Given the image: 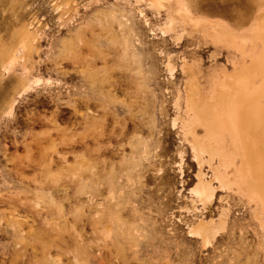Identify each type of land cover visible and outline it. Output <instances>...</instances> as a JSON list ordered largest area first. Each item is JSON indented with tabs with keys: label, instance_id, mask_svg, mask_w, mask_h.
Masks as SVG:
<instances>
[{
	"label": "snow or ice",
	"instance_id": "6c2138e0",
	"mask_svg": "<svg viewBox=\"0 0 264 264\" xmlns=\"http://www.w3.org/2000/svg\"><path fill=\"white\" fill-rule=\"evenodd\" d=\"M121 7L125 10L123 14L118 11ZM96 8L102 10L96 14L101 20L99 28L110 29L116 34L119 43H110H115L117 53L124 46L120 60H128L127 41L135 48L132 61L138 62L141 68L135 77L139 85L137 102L131 104L129 114L133 119H144L142 127L150 128L147 113L151 108H141V115L137 107H140V95L145 100L151 97L146 85L150 82L153 62L163 59L166 51L179 52L184 43L191 41L198 46L195 45L198 29L206 23L202 15L203 0H123L122 4L97 3ZM149 10L153 14L158 13L154 23L159 27H153L152 22L144 19ZM253 14L264 17V0L257 3L223 0L214 15L220 17L217 22L219 27L229 34H236L249 30L245 26ZM60 26L63 27V23ZM89 26L94 32L99 30L96 18ZM149 28L153 29L150 33ZM9 31L12 32L11 37L7 32L0 36L7 53L4 58L7 61L4 67L7 78L0 82V152L5 153L0 156V164L5 165L0 177L5 190L3 203L0 204L5 209L3 218H0V249L6 251L8 257L14 258H4L0 264H161L158 257L162 255L168 257L164 264H197L195 254L210 252L213 247H216L218 256L209 264H264V239L259 245H248L247 249L232 241L225 242L221 248L220 244L228 233L223 218L219 228H209L206 222L198 224L201 209L195 200L190 206L189 215L182 218L174 230L150 231L144 227L145 219L151 224L152 218H162L157 190L175 193L179 189L183 203L187 199L183 195L186 186L176 177L165 182L166 169H149L152 153L145 148L148 142L142 137L134 133L129 137L127 131H121L115 125L111 132L108 131L111 121L105 123L100 119V109L96 113L91 111L97 85L90 84L87 77L76 83L75 90L68 85L67 97H52L53 103L75 111L76 123L61 127L63 122L57 119L56 112L49 114L50 104L39 116L36 111H27L33 108L34 98H44L57 91L63 93L68 74L59 68V62H56L55 69L47 63L51 56L36 61L35 56H43V50L37 53L35 42L31 38L21 39L19 29L12 31L10 28ZM148 37L157 45L162 37L167 47L159 52L153 50L151 44L144 47ZM147 54L151 59L147 58ZM185 55L188 53L185 52ZM37 64L42 66L37 68ZM144 65H148L146 71ZM169 71H179V67L172 69L169 65ZM84 101H88V110L79 111L85 107ZM128 101L127 94L123 99L109 94L102 102V110L108 112L114 105L127 107ZM173 127L176 125L173 124ZM128 128L131 130V124ZM14 139L17 152L23 154L9 161ZM150 139L155 140L154 131ZM107 140L112 142L106 143ZM124 140L128 143L123 145L121 155L114 145ZM142 148L145 149L143 153ZM183 156V152H180L172 157L178 161L172 165L177 175H180ZM17 163L25 165L35 175L26 180L13 176L11 170ZM10 180L13 182L9 183ZM211 192L207 186L197 185L193 196L200 195V202L207 203ZM133 207L143 209L138 226L143 227L144 231L143 234L129 231L123 241L124 255L130 257L135 250L137 256L122 262L119 253L115 259L110 256V252H115L110 242L121 232L118 227L123 223L120 213ZM183 211L173 208L174 225L177 224L175 216ZM167 215L165 211L163 216ZM212 223L215 225V222ZM81 224L86 229L91 224V228L86 231L80 228ZM54 233H60L66 241L56 251L49 243ZM133 244L136 245L135 249L132 248ZM152 257L157 259L153 260Z\"/></svg>",
	"mask_w": 264,
	"mask_h": 264
},
{
	"label": "rangeland",
	"instance_id": "374dc122",
	"mask_svg": "<svg viewBox=\"0 0 264 264\" xmlns=\"http://www.w3.org/2000/svg\"><path fill=\"white\" fill-rule=\"evenodd\" d=\"M10 0H0V36L5 32L11 37V28L14 31L17 27L27 24L28 28L33 32V41L35 42L36 51L39 53L43 50L44 55L35 56L36 61L43 60L49 56L51 59L47 61L50 66L55 69L56 62H59V68L62 71L67 72V78L65 77V88L63 93H59L57 97L68 96V85H71L73 90L77 82H80V74L88 79L90 84L95 83L97 85L95 96L96 99L91 101V111L96 113L98 109L100 119L105 123L111 121L108 124V131H112V126L120 128L121 131H127L129 137L134 133L135 135L142 137L143 140L148 143L145 148L152 153L151 161L148 165L149 169L155 168L160 171L161 168L166 169V179L176 177V179L182 182L186 186V191L183 193L187 199L181 203V193L177 189L175 193L169 191L167 193H161L159 190L158 195L160 196V208L159 214L161 219L157 220L152 218L151 224L147 223L145 219L144 227H147L150 231L160 229L161 232L170 229H175L182 218H186L191 212V205L193 200L198 202V206L201 209L199 216L197 217V223L199 221L209 222L211 219L215 224L221 222L223 218L228 233L225 237L224 242H221L220 247H224V243L227 241L238 242L242 248L247 249L248 245H259L260 241L264 239V208L262 202H260L255 193H251L237 177L234 175L236 168L239 167V154L235 151L229 152L231 156V162L229 158L225 157V163H218L220 158L218 155L215 156L214 160L209 163L207 162V156L204 155V163L201 166V173L203 181L208 183L214 188L215 195L213 200L207 203H201L199 198L193 196V191L198 183L197 174L200 173V168L197 159H194V154L191 149V145L181 136L180 134V120L176 122V127H173V118L177 111L174 109V102L179 95L181 105H184V90L183 82L185 80V74L181 70V64L183 58L188 63H195L196 59L200 60V67L202 74L200 75V82L206 87L207 72L213 67H224L227 72L232 73L235 70L234 61L239 58V54L232 52L230 47L226 45L218 44L215 47L211 43H199V46H194L190 41L184 43V47L179 52L173 53L166 51L163 59L158 62H153L151 67V78L150 82L147 83L146 87L151 93L149 100H145L143 95L139 96V105L137 112H141V108L148 109L151 111L147 113V123L151 125L150 128H143L145 120L137 117H133L129 114V107L133 102H137V88L138 82L136 80V74L138 69L141 68L138 62L132 61V56L135 54V48L132 47L131 42H126V47L129 48L127 53L128 60L121 61L120 55L124 54V46L120 48L117 53L115 43H119L116 34L111 32L110 29H100L99 25L101 20L97 18V12L102 11L96 8L97 3H123V0H11L16 4L10 9ZM22 3H21V2ZM70 1V3H69ZM209 4V5H208ZM19 5V6H18ZM70 5V7H69ZM208 5V6H207ZM10 6V7H9ZM218 4L216 0H203L204 12L216 11ZM59 10V14H57ZM118 11L123 14V7L119 8ZM131 12V9H128ZM17 12V13H16ZM214 15V14H213ZM16 16H18L16 18ZM158 16H153L150 10L146 12L145 18L149 22L153 23V27H159V24L154 23ZM93 18H96V26L98 31H93L89 26ZM203 19L218 22L220 17L204 16ZM63 23V27H61ZM125 23L127 21L125 20ZM35 27H29L30 25ZM43 25V27H41ZM15 28V29H14ZM54 29V31H53ZM153 29L149 28L150 33ZM51 33V34H49ZM63 33V35H61ZM234 36H242V33L233 34ZM39 37H43L40 39ZM247 41L249 38L244 36ZM199 40V36L195 41V45ZM152 38L148 37L144 42L143 46L147 47L151 44L153 50L159 52L164 51L167 45L164 44V40L160 38V44L157 45L152 43ZM115 42V43H110ZM183 43V41H181ZM4 44L3 40H0V46ZM185 52L188 55H185ZM175 57L169 59V57ZM147 58L151 59L150 54H147ZM169 61L172 65V69L179 67V71L169 72L165 66V63ZM42 65L37 64V68ZM145 71L148 65L143 66ZM48 68H45V72ZM1 74L6 75L4 70L0 67V82ZM78 74V75H77ZM72 78H70V77ZM78 76V77H77ZM55 72L53 73V78ZM72 79V80H71ZM27 86V85H25ZM53 93V95L55 94ZM111 95L114 98L123 99L124 95L129 96L128 106L120 107L114 105L110 111L104 112L102 108V102L105 97ZM53 97V96H52ZM46 98V99H45ZM44 101L43 107L34 106L32 109L27 111H36L38 116L43 113L47 105H51L49 108V114L52 111L56 112V117L59 121H62L61 127L65 124L71 125L70 123H76L75 111L68 109L64 105H52L48 103V96L44 98H34ZM85 107L78 109L79 111L88 110V101L84 102ZM96 104V105H95ZM98 105V106H97ZM101 105V106H100ZM59 107V109H58ZM65 108V109H64ZM182 111V110H181ZM71 115V116H70ZM143 115V112H141ZM103 116V117H102ZM71 117V118H70ZM131 124L132 128L129 130L128 126ZM153 131L155 132V140H151ZM119 135V133H117ZM23 137H21V141ZM111 140H107L106 143H111ZM128 143L127 140L118 142L114 147L123 155V145ZM13 148L9 154V161L18 155H22V152H17L15 147V139L13 140ZM23 144H21V148ZM144 148L141 149V153L144 152ZM183 152V160L181 163L180 175H177L173 171L172 165L178 161L173 160L174 154ZM116 154V153H113ZM5 155L4 152H0V156ZM7 163V162H6ZM213 166H218L221 174L218 179L213 176ZM5 165L0 164V177L3 176ZM233 173V175L231 174ZM11 174L18 177L20 180H26L29 176L35 175L34 172H30L25 165L17 163L12 168ZM206 179V180H205ZM219 181V182H218ZM13 181H9L12 183ZM3 179H0V204L3 203L5 190L3 189ZM151 187V185L149 186ZM19 191L20 189H15ZM207 204V205H206ZM175 208L184 209V211L175 216L177 222L176 225L172 223L173 216L172 210ZM262 208V209H261ZM260 210V211H259ZM4 208L0 207V218H3ZM143 209L136 207L125 209L120 213V219L122 224L119 225L121 232L120 234L111 241L112 247L115 248V252H110V256L115 259L116 254H120V260L123 262L125 259H132L137 256V252L134 250L130 257H125L123 241L128 236L129 231L135 234L137 232L143 234L144 228L138 226V221L142 217L140 213ZM167 211L168 215L163 216V213ZM225 211V213H224ZM222 213V214H221ZM9 211V215H11ZM137 227H133V225ZM168 227L165 228L164 226ZM220 226H218L219 228ZM81 229L86 231L91 228V224L88 225V229L85 228L84 224L80 225ZM58 237V238H57ZM50 246L53 251L60 249L61 245L65 244L63 236L60 233H54L53 237L50 238ZM198 247V245H197ZM132 248L135 249L136 245L133 244ZM255 251V248L252 249ZM218 253L216 247H213L210 252L201 253L197 252L194 256L197 264H209L214 258H217ZM4 258L12 259L14 257H8L7 252L0 249V261ZM161 264L167 261V255L158 257ZM153 260L157 257H152Z\"/></svg>",
	"mask_w": 264,
	"mask_h": 264
},
{
	"label": "bare ground",
	"instance_id": "6f19581e",
	"mask_svg": "<svg viewBox=\"0 0 264 264\" xmlns=\"http://www.w3.org/2000/svg\"><path fill=\"white\" fill-rule=\"evenodd\" d=\"M249 2L257 3L258 0H249ZM9 3H11L10 9L16 5L11 0ZM216 3L218 4L216 11L203 12V17L214 16L213 14L222 6L223 0H216ZM152 15L158 16V13H152ZM205 21L206 23L198 29L197 45L211 43L218 47L220 43L230 47L232 52L238 53L239 58L234 61L235 70L232 73L227 72L224 67H213L209 70L206 87L200 82L202 74L200 60L196 59L195 63L185 64L183 58L180 67L185 74L184 105H181L179 95H177V98H174L176 99L174 109L177 113L172 123L176 124L180 120V134L191 145L192 152L198 161L200 173L197 174V185H205L212 190L211 198L208 199L205 196V199L213 200L215 190L212 184L208 183L211 180L204 182L202 178L201 166L205 162L204 155L207 156L209 163L218 155L219 164L225 163V157H228L232 164L229 152L235 149L239 154L241 165L236 168L234 175L238 182L240 181L251 193L256 194L264 206V17H257L253 14L252 19L245 26L249 30L238 37L227 33L218 26L217 22ZM17 29L20 30L21 39L31 38L33 40V32L27 24L17 27L14 31ZM244 36L249 39L246 41ZM6 55L4 44H1V70H4L7 62L4 59ZM169 65L172 68L171 63L167 61L165 66L168 71ZM80 75V81L86 77L82 74V70ZM6 78L7 73L6 75L1 74V79ZM54 95L58 96L59 93ZM52 96L53 93H49L47 104L57 105L52 102ZM84 102L87 103V101ZM32 104L35 107H43L46 103L33 99ZM212 169L213 176L218 179L221 174L220 169L218 166H213ZM197 197L201 200L200 195ZM201 222L204 221H199ZM207 225L209 228H218L220 223L213 225L210 219Z\"/></svg>",
	"mask_w": 264,
	"mask_h": 264
}]
</instances>
